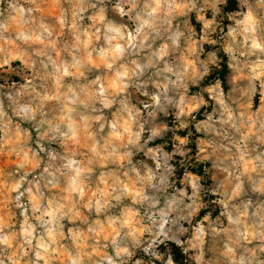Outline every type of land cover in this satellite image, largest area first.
I'll return each mask as SVG.
<instances>
[{"label": "clouds", "instance_id": "obj_1", "mask_svg": "<svg viewBox=\"0 0 264 264\" xmlns=\"http://www.w3.org/2000/svg\"><path fill=\"white\" fill-rule=\"evenodd\" d=\"M0 264H264V0H0Z\"/></svg>", "mask_w": 264, "mask_h": 264}]
</instances>
